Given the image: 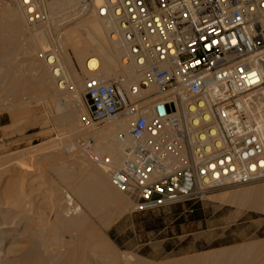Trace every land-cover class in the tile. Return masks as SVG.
<instances>
[{"label":"built area","instance_id":"2783aa9c","mask_svg":"<svg viewBox=\"0 0 264 264\" xmlns=\"http://www.w3.org/2000/svg\"><path fill=\"white\" fill-rule=\"evenodd\" d=\"M22 5L30 25L44 20L37 1ZM97 15L140 80L89 78L77 108L88 128L131 120L123 164H103L134 212L264 182V0H103ZM161 105L174 110L160 117Z\"/></svg>","mask_w":264,"mask_h":264},{"label":"rangeland","instance_id":"374dc122","mask_svg":"<svg viewBox=\"0 0 264 264\" xmlns=\"http://www.w3.org/2000/svg\"><path fill=\"white\" fill-rule=\"evenodd\" d=\"M38 1L43 4L40 6L44 16L47 17L45 22H48V39L50 40L49 46L42 48L43 53L56 52L63 62H66L64 60L66 54L76 62L72 48L64 43L68 37L72 38V36L76 41V28L86 22L90 15L85 14L76 19V11L65 14V10L61 8L62 5L54 7L55 9L50 8L54 0ZM71 33L74 35L71 36ZM10 35L9 30L3 29L1 36L5 40L8 41ZM20 38L13 40L14 42L7 47L11 51H8L9 55L4 61L11 66V80L14 79V82L25 87V93L23 92L22 101L8 108L4 107L0 112V195H4L5 192H12V194L16 192L14 195L19 200L22 199L23 205L27 208V218L22 220L21 216L24 214L20 208L2 207L0 209L4 213L2 217L4 222L11 224L17 221V225L19 223L18 227L15 224L9 225L10 229L4 230L6 233L2 236L4 249L1 252L0 264H15L14 256L8 255L7 249L13 242H24L29 235L28 228L36 225L37 221L38 224L40 217L45 223L49 220L50 227L56 224L53 201L63 191L68 190V177L73 174L74 183L80 177L77 175L76 165L71 167V173L62 172L63 163L71 162L76 158V155L66 153L64 148L72 143L76 147L77 144L81 146L80 144L84 141L82 135L86 130L106 126L97 125L88 128L82 124L81 119L87 111L85 107L77 108V103L82 101L81 104L85 105L83 87L77 88L81 101L71 100L72 98H70L71 102L68 101L75 115L74 126L69 128L62 121L63 113L57 111L55 97L41 96L38 92V75L34 72V62L42 61L41 48L32 50L30 40ZM66 45L67 48L64 47ZM153 98L154 101L165 99L159 94H155ZM81 128L85 131L72 134L73 131H79ZM56 155L60 156V159ZM260 188H264V182L230 187L210 193L201 200L180 203L150 213L134 212L132 201L126 195L119 193L117 207L121 208L120 211H116V206L112 205H102L104 208H99L106 209L112 214L107 228L101 226L97 216L92 215L90 209L81 203L78 204L86 212L87 220L109 240L119 256L131 254L148 264L180 263V261V264H183L184 261L209 256L229 248L264 242L263 210L251 209L233 200L237 193L253 192ZM9 189L12 191H8ZM22 195L23 197H20ZM217 196H226V199L215 200ZM74 199L77 201L76 195ZM194 212L199 219L190 221V215ZM180 219L183 221L178 224ZM59 235L66 240L71 238L66 233Z\"/></svg>","mask_w":264,"mask_h":264},{"label":"bare ground","instance_id":"6f19581e","mask_svg":"<svg viewBox=\"0 0 264 264\" xmlns=\"http://www.w3.org/2000/svg\"><path fill=\"white\" fill-rule=\"evenodd\" d=\"M35 1L39 3L38 0ZM39 4L43 6L42 3ZM102 4L103 0H54L52 2L50 8L62 5L61 8L65 10V14L76 11V19L85 14L90 15L87 18L88 21L85 20L86 22L76 28V41L72 36L74 34L71 33L72 38L68 37L64 43L69 44L72 48L76 62L75 59L65 53L64 60L66 62H63L56 52L50 54L45 51L43 53L42 48L49 46L50 40L48 39V22H45L47 17L44 16L40 5L39 9L44 20L35 26L30 25L26 20L22 0H0V112L4 107L8 108L14 103L22 101L25 89L20 83L14 82V79L11 80V66L7 65V62L4 63L11 51L7 47L18 37L28 38L32 50L41 48L42 61L36 60L34 62V72L38 75V92L41 96L51 95L55 97L57 100L56 109L63 113L61 119L69 128L74 126L75 115L70 109L68 101L71 102L73 99L81 101L77 88H84L87 79L101 76L118 81L126 89L139 82L140 76L135 66L126 65L123 61L125 49L120 39L113 35L114 23L97 15V8ZM3 29L9 30L11 33L8 36V41L1 36ZM64 47L67 48V45ZM152 92L154 90L150 91V93ZM70 98L72 99L70 100ZM166 101L165 98L162 101H156V103H165ZM81 102L79 103L81 104ZM258 109H264V105ZM152 115L150 112L149 116ZM130 123V119H120L101 128H92L86 131L81 128L79 131L72 132L75 134L85 131L82 135L83 140L85 141L88 137L90 145L87 148H81L78 144L76 147L72 143L64 148L66 153L76 155V158L71 162L63 163L64 170L62 172L69 174L71 167L76 165V172L80 177L76 179V183L73 182L75 179L73 174L68 177V190L65 189L67 191H63L53 201V208L56 210V224L50 227V225L48 226L49 220L45 223L40 217L38 224V221L35 220L36 225L29 228L27 226L28 231L25 229L29 235L24 242L10 244L7 254L14 256L13 262L15 264H148L131 254L119 256L109 240L87 220L86 212L78 204L81 203L90 209L91 214L97 216L104 228L108 227L112 214L106 209L99 208H104L102 205H112L116 206V211L121 210L119 206L117 207L121 192L113 187L108 173L109 169L103 164V160L105 158L111 159L114 168H119L123 164L124 145L120 142L119 135L128 134ZM56 157L60 159V156L56 155ZM12 188L14 187L12 186ZM14 194L5 192L4 195H0V209L2 207L20 208L24 214V216L20 215L22 220L26 219L27 208L23 205V200H19ZM73 194L76 195L78 202L75 201ZM214 199L224 201L226 196H217ZM233 200L240 205H247L251 209L263 210L264 212V188L253 192L237 193ZM2 217H4V213L0 210V262L2 260L1 252L4 249L2 236L5 235L7 229H10L9 225H17V221L10 224L4 222ZM61 233L69 234L71 238L69 240L63 239L59 235ZM183 264H264V242L259 241L245 246L229 248L209 256L184 261Z\"/></svg>","mask_w":264,"mask_h":264},{"label":"water","instance_id":"95a60500","mask_svg":"<svg viewBox=\"0 0 264 264\" xmlns=\"http://www.w3.org/2000/svg\"><path fill=\"white\" fill-rule=\"evenodd\" d=\"M170 110H174L173 109V107H171V109H170V107H168V106H163V105H161V106H159L158 108H157V112H158V115L160 116V117H165L166 115H167V113H169L170 112Z\"/></svg>","mask_w":264,"mask_h":264},{"label":"trees","instance_id":"16d2710c","mask_svg":"<svg viewBox=\"0 0 264 264\" xmlns=\"http://www.w3.org/2000/svg\"><path fill=\"white\" fill-rule=\"evenodd\" d=\"M198 219L199 218L197 217V214H195V212L192 213V215H190V221H196ZM182 221H183V219H180V221L178 222V224L181 223Z\"/></svg>","mask_w":264,"mask_h":264}]
</instances>
